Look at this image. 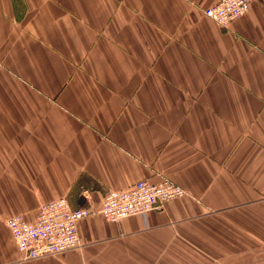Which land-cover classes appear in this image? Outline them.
Segmentation results:
<instances>
[{
    "label": "crops",
    "instance_id": "1",
    "mask_svg": "<svg viewBox=\"0 0 264 264\" xmlns=\"http://www.w3.org/2000/svg\"><path fill=\"white\" fill-rule=\"evenodd\" d=\"M218 1L0 0V264H264V0ZM163 180L186 195L102 215ZM62 198L79 248L24 261L7 221Z\"/></svg>",
    "mask_w": 264,
    "mask_h": 264
},
{
    "label": "built area",
    "instance_id": "2",
    "mask_svg": "<svg viewBox=\"0 0 264 264\" xmlns=\"http://www.w3.org/2000/svg\"><path fill=\"white\" fill-rule=\"evenodd\" d=\"M251 3L252 0H219L205 15L226 28L245 17ZM185 195L182 187L169 180L159 184L140 181L129 191L107 193L101 213L109 223L116 224L136 215L145 216ZM89 216L88 210H75L68 199L62 198L43 204L35 222L16 216L7 221V227L24 261H32L79 248L78 223Z\"/></svg>",
    "mask_w": 264,
    "mask_h": 264
}]
</instances>
